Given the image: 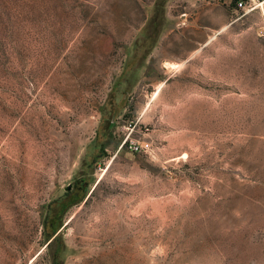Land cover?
Segmentation results:
<instances>
[{
    "label": "rangeland",
    "instance_id": "374dc122",
    "mask_svg": "<svg viewBox=\"0 0 264 264\" xmlns=\"http://www.w3.org/2000/svg\"><path fill=\"white\" fill-rule=\"evenodd\" d=\"M12 13L0 264H264V0Z\"/></svg>",
    "mask_w": 264,
    "mask_h": 264
},
{
    "label": "trees",
    "instance_id": "16d2710c",
    "mask_svg": "<svg viewBox=\"0 0 264 264\" xmlns=\"http://www.w3.org/2000/svg\"><path fill=\"white\" fill-rule=\"evenodd\" d=\"M13 1L14 0H0V31L3 27L4 22L6 21L7 25L12 23L13 19ZM246 0H240V2H245ZM2 38H0V54H4L8 49L2 43Z\"/></svg>",
    "mask_w": 264,
    "mask_h": 264
},
{
    "label": "built area",
    "instance_id": "2783aa9c",
    "mask_svg": "<svg viewBox=\"0 0 264 264\" xmlns=\"http://www.w3.org/2000/svg\"><path fill=\"white\" fill-rule=\"evenodd\" d=\"M128 147L132 152H139L142 150V146L134 141H130Z\"/></svg>",
    "mask_w": 264,
    "mask_h": 264
},
{
    "label": "water",
    "instance_id": "95a60500",
    "mask_svg": "<svg viewBox=\"0 0 264 264\" xmlns=\"http://www.w3.org/2000/svg\"><path fill=\"white\" fill-rule=\"evenodd\" d=\"M70 189V186H68L67 188H66V190L68 191Z\"/></svg>",
    "mask_w": 264,
    "mask_h": 264
}]
</instances>
